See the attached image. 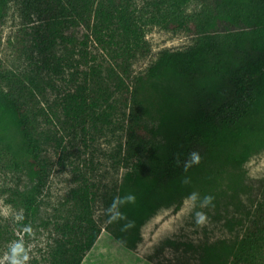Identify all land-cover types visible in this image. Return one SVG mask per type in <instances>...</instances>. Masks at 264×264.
I'll return each mask as SVG.
<instances>
[{
    "label": "rangeland",
    "instance_id": "obj_1",
    "mask_svg": "<svg viewBox=\"0 0 264 264\" xmlns=\"http://www.w3.org/2000/svg\"><path fill=\"white\" fill-rule=\"evenodd\" d=\"M157 1L125 0L120 11L130 26L126 36L118 18H107L108 13L104 20L92 19L89 29L80 24L66 33V25L47 27L35 13L9 3L0 27V86L22 101L32 118L44 178L37 185V214L30 227L19 230L21 199L31 185L12 167L7 145L0 146V264L69 259L80 232L66 234L63 246L57 242L61 228L81 210L70 196L77 188L86 189L89 215L100 229L80 264H213L205 261L204 247L244 235L264 197V150L238 169L212 164L204 194L195 188V202L189 195L178 209L175 204L157 209L139 228L135 248H125L113 237L121 227L108 203L124 174L147 153L162 151L163 137L154 134L163 111L161 94L178 98L189 109L197 103L207 109L224 106L235 99L224 80H199L196 86L203 92L198 96L176 80L144 81L159 53L185 51L195 41V36L161 24L166 8L154 6ZM203 6L191 0L181 15L196 22ZM9 138L14 145V136ZM205 195L213 197L208 207L201 206ZM197 211L207 215L203 226L194 222Z\"/></svg>",
    "mask_w": 264,
    "mask_h": 264
},
{
    "label": "trees",
    "instance_id": "obj_2",
    "mask_svg": "<svg viewBox=\"0 0 264 264\" xmlns=\"http://www.w3.org/2000/svg\"><path fill=\"white\" fill-rule=\"evenodd\" d=\"M12 1L35 13L47 27L66 25V33L80 24L89 29L92 19L104 20L107 13V18H118L125 36L130 31L120 11L125 0H0V27ZM189 1L155 2L154 6L166 8L159 17L161 24L195 36V41L185 51L159 53L146 69L144 81L176 80L198 96L203 92L196 86L199 80H224L235 101L210 109L197 103L189 109L182 107L178 98L161 94L163 111L154 134L163 137L162 151L159 155L147 153L124 174L116 197L133 194L135 203H108L116 209L121 227L113 237L128 249L135 248L139 228L157 209L173 204L178 209L181 199L195 188L204 194L210 187L212 164L238 169L251 154L264 150V0H196L204 5L196 22L181 15V7ZM69 42L72 39L66 36ZM66 108L64 105L63 112L68 115ZM10 134L15 138L14 145L9 143ZM5 144L12 154V167L31 185L21 199L23 215L16 226L22 230L30 227L38 211L37 185L44 178V161L39 158L34 124L25 104L0 86V146ZM192 152L199 153L200 162L185 170ZM186 178L188 183H184ZM70 196L81 210L61 228L62 238L57 244L63 246V238L74 230L80 232L81 239L74 241L70 258L60 264H80L100 234L89 215L86 189L77 188ZM203 250L208 263L264 264V197L256 204L240 239L208 245Z\"/></svg>",
    "mask_w": 264,
    "mask_h": 264
},
{
    "label": "clouds",
    "instance_id": "obj_3",
    "mask_svg": "<svg viewBox=\"0 0 264 264\" xmlns=\"http://www.w3.org/2000/svg\"><path fill=\"white\" fill-rule=\"evenodd\" d=\"M200 162V155L197 152H192L189 153L188 160L185 161V170H187L188 167L192 166L193 164H198ZM184 183H188L187 178L185 179ZM191 200L194 202L198 199L197 194H192L189 197ZM117 201L121 203H135V196L133 194H126L124 197H115L114 198V203ZM213 197L210 195H205L201 201V206L202 207H208L212 204ZM207 221V215L204 212L197 211L194 216V222L198 226H203ZM13 253L15 255V249H13ZM13 264H20L18 260H13Z\"/></svg>",
    "mask_w": 264,
    "mask_h": 264
}]
</instances>
